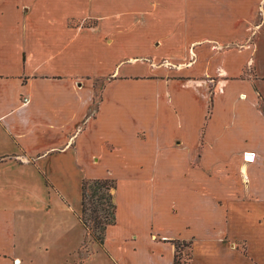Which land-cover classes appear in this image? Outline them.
Segmentation results:
<instances>
[{
	"label": "crops",
	"instance_id": "crops-1",
	"mask_svg": "<svg viewBox=\"0 0 264 264\" xmlns=\"http://www.w3.org/2000/svg\"><path fill=\"white\" fill-rule=\"evenodd\" d=\"M86 20H93L94 25L84 26ZM224 37L242 44L224 52L223 71L237 73L247 68L250 76L238 86L222 87L205 126L206 104L195 93L174 90L166 81L158 85L129 81L131 76L155 69L144 63L145 57L179 64L189 43L199 41L183 38L212 42ZM124 39L131 42L120 50ZM212 48L208 44L192 50L206 72L216 69ZM163 65L159 71L165 75L182 70ZM99 75L115 78L82 128L92 103L89 90L82 88V76ZM121 77L128 81L121 82ZM257 96L264 105V0H0V191L6 193L5 200L25 201L21 194L25 182L34 174L44 186L45 177L53 190L47 192L44 187L47 197H43L42 211L50 219L53 194L58 207L72 212L75 226H81L77 213L82 176L71 206L46 166L56 158L77 161L96 121L109 124L113 131L96 136L103 152L89 154L83 165H94L91 157L104 152L118 156V168L102 163L127 180L139 176V181L132 182L139 186L142 180L141 186L149 193L159 157L169 154L173 163L185 156L184 170L194 171L205 181L201 187L189 182L188 189L192 209L200 219L186 222L177 236L167 237L152 224L139 230L119 220L116 175V223L107 228L102 245L94 244L91 254L102 247L106 264H124L117 251L135 253L144 243L152 254L162 259L166 255L168 264H174L173 246L154 240L153 235L189 240L191 264H259L257 260L264 259V110ZM228 104L227 114L220 118L219 107ZM107 108L117 109L119 116L106 118ZM174 139L180 144L174 146ZM131 145L134 149L128 151ZM137 170L140 174L135 175ZM10 208L0 209V264H21L12 242L18 236L17 215ZM175 210L172 206L170 214L176 218ZM18 220L24 222L22 217ZM55 223L46 227L49 238L37 244L36 250H66L69 264H84L86 260L77 257L82 236L79 244L69 245L68 228ZM119 229H125L124 235L112 247L110 234ZM40 231L35 232L38 239Z\"/></svg>",
	"mask_w": 264,
	"mask_h": 264
},
{
	"label": "rangeland",
	"instance_id": "rangeland-1",
	"mask_svg": "<svg viewBox=\"0 0 264 264\" xmlns=\"http://www.w3.org/2000/svg\"><path fill=\"white\" fill-rule=\"evenodd\" d=\"M84 26L94 25L93 20H86L83 23ZM260 27V26H259ZM192 39H199L197 42H191L188 46V52L186 57L183 60L179 61V64L174 60L167 59H155L145 57L144 63L151 64L152 68H155L151 73H140L135 76H131L129 81L134 84H149L151 82L153 84H160L166 82H170L172 84V89H182L189 90L190 92L198 95V99L203 101L206 104V114L204 116V126L209 118L210 107L212 102L217 94L221 92L222 87L226 84H240V81H244L245 79H249V69H243L241 72L237 73H227L223 71V56L224 52L234 49L241 48V44L236 40H232L230 38H215L212 42H208V38H183L185 41H191ZM248 40V39H247ZM131 41L129 39H124V41L120 44V50H124L123 48ZM212 45L213 52L215 56L212 59V63L215 64V71L206 72L205 64L202 65L197 64L196 57L192 55V50H194L197 46L200 48H205L207 45ZM193 56V57H192ZM205 57V55H204ZM142 58V57H136ZM139 59V60H140ZM143 59V58H142ZM148 59V60H147ZM155 62L154 65L152 62ZM168 61V62H166ZM211 61V59H210ZM167 68L175 69L179 67L182 70L178 73H170L163 74L160 73L159 68H165L164 64ZM153 65V66H152ZM204 70V71H203ZM114 75H103V76H82V88L85 90H89L87 92L89 96H91V105L87 115L82 120V128L83 122L90 118L93 115V112L99 102L103 99V95L105 91L109 88L110 83L114 79ZM122 81H128L127 78H120ZM119 81V82H120ZM139 88V87H138ZM189 91H185L190 93ZM243 91H240V95ZM258 98V106L259 108H263L264 105L259 96ZM202 102V103H203ZM230 104L223 105L219 107L218 112L220 113V118H224V116L228 112V107ZM104 116L109 119H114L119 116L117 109H105ZM99 123L95 122L93 129L88 130V134L84 141L82 142V151L78 156V160L76 161L73 158H66L64 160H51L46 166L47 172L54 182L55 186H57L60 192L66 196L69 200V204L74 206L76 203V182L82 176V181L79 186V195H80V187L84 181H89L93 179L100 178H109L114 179L116 182V189L118 188V180L116 179V175L119 178L120 184V197L118 201V218L119 220L127 224L131 227H136L139 230L147 229L150 224L156 227L159 231H161L167 237H175L182 230L183 225L191 221L193 223L197 222L200 219V215L194 209H192V200L191 191L189 189V182L194 184L195 186H202L205 184V181L202 179V176L197 175L194 171L187 173L185 169V156L177 157L172 163V157L169 154H163L154 164L152 174L155 178V181L150 185V191L148 193L147 187H142V180L140 181V185L136 186L132 181L137 180L139 176H131L130 180H127L124 176H121L122 173H115L111 170L110 165L113 168H118L120 166V158L118 156L108 155L107 153H103V156L99 154L97 157L94 155L91 157L92 161L90 163L94 165H83L82 162H86L89 154L96 152H103L102 148L97 144L96 136L104 130L113 131V129L109 124L103 122ZM205 128H202L204 130ZM142 137V134H138ZM174 146L180 144L179 140H173ZM128 151L130 149H134L133 146H128ZM170 157V158H169ZM176 157V156H175ZM90 159V158H89ZM101 159V162H100ZM220 159V158H215ZM197 160V159H196ZM102 162H104V165ZM93 166V167H92ZM83 173H85L83 175ZM135 175L140 174V171H134ZM142 173V172H141ZM44 177V176H43ZM26 185L22 187L21 194L25 196V201H16V200H5V192L0 191V198L2 201L0 203V209L4 206L11 207L10 209L15 210L17 215V226L16 232H18V236L12 242L16 245V249L14 250V255L21 257L23 260L21 264H31L27 261L33 259V264H69L67 261L66 250H53L48 249V251L36 250V245L42 243V241H47L49 238V234L47 233L46 227L49 225L56 224V221H60L64 224L65 227L68 228V236H69V245H72L78 240L80 236H82V250L77 252V257L82 259L84 264H106V260L103 257L102 247L97 246L98 253L91 255L94 252V243L93 240L86 236L85 232L83 236V228L78 224V227L75 226L76 217L74 214L67 213L66 209H62L58 207L56 198L53 194H51V205L49 211L50 219L47 215L42 211V204L44 203V195H47L44 192V187L47 192L52 191L53 188H50L47 183L48 180L44 177V186L40 182L37 181L34 174H32L31 179L27 180ZM39 183V184H38ZM50 184V183H49ZM11 193V192H10ZM7 192V195L9 194ZM28 195L31 196L28 197ZM147 198V199H146ZM195 200V198H193ZM114 202L117 206V192L114 193ZM217 205H222L220 202H216ZM174 207L177 213V217H173L170 214L171 207ZM77 216L80 214V203ZM195 207V206H194ZM192 209V210H191ZM191 210V211H190ZM23 216H20L21 213ZM18 217H22L24 222L21 223L18 220ZM53 221V222H52ZM3 222V215L0 214V225ZM77 223V222H76ZM21 227V228H20ZM42 228L40 231V239L37 238L35 234L36 229ZM121 231H117L110 234V246L114 247L117 245L118 241L124 235L125 229H119ZM106 234V232H105ZM85 237V240H84ZM154 240H159L162 242H169L174 250H173V263L174 264H191V246L189 240H170L163 239L158 235H153ZM108 240V239H106ZM108 240V241H109ZM184 242L183 244H180ZM177 249L175 248L176 244ZM8 245L10 244L7 243ZM148 245L146 243L141 244L135 253L126 252H118L117 257L122 260L124 264H168V258L165 255L164 258L157 257L155 254L150 252ZM255 252V251H254ZM26 259V260H24ZM257 262L259 264H264V259ZM17 264V263H16Z\"/></svg>",
	"mask_w": 264,
	"mask_h": 264
},
{
	"label": "trees",
	"instance_id": "trees-1",
	"mask_svg": "<svg viewBox=\"0 0 264 264\" xmlns=\"http://www.w3.org/2000/svg\"><path fill=\"white\" fill-rule=\"evenodd\" d=\"M115 189V180L109 178L93 179L81 184L78 220L84 229L85 237H90L98 245L103 244L107 228L116 223ZM180 244H176L175 248Z\"/></svg>",
	"mask_w": 264,
	"mask_h": 264
},
{
	"label": "bare ground",
	"instance_id": "bare-ground-1",
	"mask_svg": "<svg viewBox=\"0 0 264 264\" xmlns=\"http://www.w3.org/2000/svg\"><path fill=\"white\" fill-rule=\"evenodd\" d=\"M249 155H251V154H249ZM251 157H253V155H251ZM246 160H247V161H251V160H252V158H251V159H249V158H248V159H246Z\"/></svg>",
	"mask_w": 264,
	"mask_h": 264
},
{
	"label": "water",
	"instance_id": "water-1",
	"mask_svg": "<svg viewBox=\"0 0 264 264\" xmlns=\"http://www.w3.org/2000/svg\"><path fill=\"white\" fill-rule=\"evenodd\" d=\"M248 156H250V155H248Z\"/></svg>",
	"mask_w": 264,
	"mask_h": 264
}]
</instances>
